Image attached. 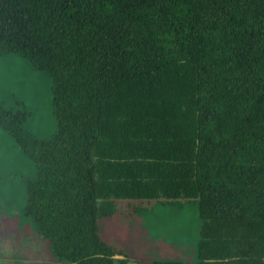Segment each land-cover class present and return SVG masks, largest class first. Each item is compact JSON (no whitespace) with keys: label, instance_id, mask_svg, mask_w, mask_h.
<instances>
[{"label":"trees","instance_id":"1","mask_svg":"<svg viewBox=\"0 0 264 264\" xmlns=\"http://www.w3.org/2000/svg\"><path fill=\"white\" fill-rule=\"evenodd\" d=\"M12 54L52 79L50 139L0 125L59 264H132L100 233L132 201L198 206V261L152 264H264V0H0Z\"/></svg>","mask_w":264,"mask_h":264},{"label":"rangeland","instance_id":"2","mask_svg":"<svg viewBox=\"0 0 264 264\" xmlns=\"http://www.w3.org/2000/svg\"><path fill=\"white\" fill-rule=\"evenodd\" d=\"M0 105L26 112L28 120L24 129L39 140H48L57 131L52 79L22 56L0 55ZM0 149L3 150L0 151V194H5V200L12 198L8 206L5 201L6 206L0 203V211L15 216L7 220L9 217L0 214V264H59L52 255L50 242L30 222H18L34 164L1 125ZM127 206L113 217L103 219L100 233L102 240L132 264L198 261L202 221L196 203L164 205L156 201H132Z\"/></svg>","mask_w":264,"mask_h":264},{"label":"crops","instance_id":"3","mask_svg":"<svg viewBox=\"0 0 264 264\" xmlns=\"http://www.w3.org/2000/svg\"><path fill=\"white\" fill-rule=\"evenodd\" d=\"M10 218H7V220H9ZM120 257H123V256H120Z\"/></svg>","mask_w":264,"mask_h":264}]
</instances>
